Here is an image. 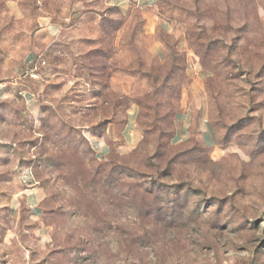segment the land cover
Wrapping results in <instances>:
<instances>
[{"label": "rangeland", "instance_id": "374dc122", "mask_svg": "<svg viewBox=\"0 0 264 264\" xmlns=\"http://www.w3.org/2000/svg\"><path fill=\"white\" fill-rule=\"evenodd\" d=\"M0 264H264V0H0Z\"/></svg>", "mask_w": 264, "mask_h": 264}, {"label": "crops", "instance_id": "0c3cea01", "mask_svg": "<svg viewBox=\"0 0 264 264\" xmlns=\"http://www.w3.org/2000/svg\"><path fill=\"white\" fill-rule=\"evenodd\" d=\"M130 0H113L118 5H124ZM141 7H148L154 3V0H134ZM193 125V115L189 110L182 111L176 122L175 141L179 142L186 139L190 134V129ZM202 138L203 142L208 146L215 144V129L211 124L203 123L202 126Z\"/></svg>", "mask_w": 264, "mask_h": 264}]
</instances>
